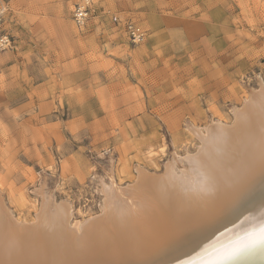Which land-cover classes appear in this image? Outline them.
I'll use <instances>...</instances> for the list:
<instances>
[{"label":"rangeland","instance_id":"1","mask_svg":"<svg viewBox=\"0 0 264 264\" xmlns=\"http://www.w3.org/2000/svg\"><path fill=\"white\" fill-rule=\"evenodd\" d=\"M85 2L92 17L77 27L73 10ZM0 4L15 41L0 51V190L21 220L33 219L42 183L70 203L73 224L98 215L100 178L126 186L137 167L160 173L195 149L189 126L228 116L230 98L264 81V0ZM218 64L222 99H208Z\"/></svg>","mask_w":264,"mask_h":264},{"label":"bare ground","instance_id":"2","mask_svg":"<svg viewBox=\"0 0 264 264\" xmlns=\"http://www.w3.org/2000/svg\"><path fill=\"white\" fill-rule=\"evenodd\" d=\"M237 97L228 116L189 126L195 149L160 173L100 178V212L79 224L45 183L31 221L0 190V264H264V240L249 243L264 228V81Z\"/></svg>","mask_w":264,"mask_h":264},{"label":"built area","instance_id":"3","mask_svg":"<svg viewBox=\"0 0 264 264\" xmlns=\"http://www.w3.org/2000/svg\"><path fill=\"white\" fill-rule=\"evenodd\" d=\"M7 7L0 4V51H7L14 47V38L5 29ZM92 17V10L89 3H79L75 6L72 14L73 21L77 27H82ZM114 22H119L118 17L112 16ZM125 28L133 41L139 42L143 38V32L131 22L125 23Z\"/></svg>","mask_w":264,"mask_h":264},{"label":"crops","instance_id":"4","mask_svg":"<svg viewBox=\"0 0 264 264\" xmlns=\"http://www.w3.org/2000/svg\"><path fill=\"white\" fill-rule=\"evenodd\" d=\"M209 62L212 63V62H215V61H209ZM216 65H214L213 67H215ZM220 67L222 69H224L221 64H218V66L215 67L216 69L214 71H211V67L209 68V72L207 74V86H206V92L208 93V97H207L208 99L210 98V96H209V94H210L209 88H211V91H212V97L211 98L213 100H214L215 97H217V99L221 98L220 95H218L216 93L218 91V89H219V83L223 81L224 84H225V79L222 78L225 75V73H223V74L221 73L222 69ZM224 71H225V69H224ZM210 76L212 78L211 80L209 79ZM224 87H225V85L223 86V88H221L220 92L223 93V95L225 96L226 91H225Z\"/></svg>","mask_w":264,"mask_h":264},{"label":"snow or ice","instance_id":"5","mask_svg":"<svg viewBox=\"0 0 264 264\" xmlns=\"http://www.w3.org/2000/svg\"><path fill=\"white\" fill-rule=\"evenodd\" d=\"M259 240H264V228L261 229L260 233L249 239V243H255Z\"/></svg>","mask_w":264,"mask_h":264}]
</instances>
